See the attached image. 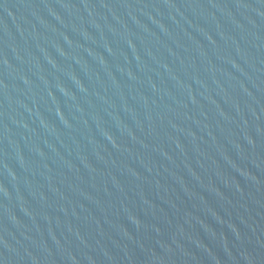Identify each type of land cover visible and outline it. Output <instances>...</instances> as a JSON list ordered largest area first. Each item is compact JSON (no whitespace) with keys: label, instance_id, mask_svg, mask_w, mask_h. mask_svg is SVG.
Segmentation results:
<instances>
[{"label":"water","instance_id":"1","mask_svg":"<svg viewBox=\"0 0 264 264\" xmlns=\"http://www.w3.org/2000/svg\"><path fill=\"white\" fill-rule=\"evenodd\" d=\"M0 264H264V0H0Z\"/></svg>","mask_w":264,"mask_h":264}]
</instances>
